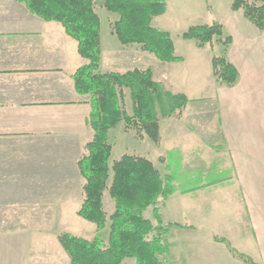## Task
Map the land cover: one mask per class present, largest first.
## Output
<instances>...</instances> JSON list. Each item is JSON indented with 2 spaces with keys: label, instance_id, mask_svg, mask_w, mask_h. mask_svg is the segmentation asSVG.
Returning a JSON list of instances; mask_svg holds the SVG:
<instances>
[{
  "label": "crops",
  "instance_id": "crops-1",
  "mask_svg": "<svg viewBox=\"0 0 264 264\" xmlns=\"http://www.w3.org/2000/svg\"><path fill=\"white\" fill-rule=\"evenodd\" d=\"M167 4L165 14L173 3ZM230 35L227 57L238 70L236 84L198 78L179 90L190 102L181 115L159 120L156 146H165L155 158L159 165L145 156L174 187L160 209L162 220L191 226L169 228L167 264H245L214 236L264 264V31L235 29ZM112 36L110 30L106 41L118 48L125 71L152 67L155 76L156 68L166 72L186 62L183 56L165 66H136L134 60L147 55L135 44L116 45ZM100 45L101 64V21ZM86 62L59 23L16 0H0V264H69L53 238L69 231L83 201L77 162L93 131L86 124L90 105L71 74ZM212 117L216 125L210 128ZM113 132L122 141L144 137L120 123L108 131L112 152ZM215 160L229 174L216 180L197 175Z\"/></svg>",
  "mask_w": 264,
  "mask_h": 264
},
{
  "label": "trees",
  "instance_id": "trees-1",
  "mask_svg": "<svg viewBox=\"0 0 264 264\" xmlns=\"http://www.w3.org/2000/svg\"><path fill=\"white\" fill-rule=\"evenodd\" d=\"M16 1L46 22L59 23L76 41L78 54L87 61L71 74L76 92L85 96L83 102L90 105L86 124L93 131L92 140L77 162L84 179L83 201L77 215L93 223L96 234L90 240L69 232L57 235L69 264H123L129 258L134 259V264H167L163 256L168 252L169 228L191 227L165 223L161 218L160 209L174 191L172 182L163 178L145 156L123 154L111 162L108 131L124 123L126 129L138 136L146 135L158 144L159 120L181 115L190 99L156 80L152 67L124 72L100 69V17L96 0ZM101 6L118 15L111 23V31L120 44L138 45L141 51L163 63L183 61V56L175 53L170 32L153 25V20L166 12L167 0H102ZM230 8L264 31V0H232ZM222 35L223 25L213 22L192 25L180 37L194 41L198 48L217 38L222 50L220 55L212 56V74L219 85L233 87L239 73L227 57L232 37L221 39ZM105 192L113 201L110 212L104 208ZM106 228L104 239L102 232ZM214 239L224 243L245 264H259L234 249L226 239L217 236Z\"/></svg>",
  "mask_w": 264,
  "mask_h": 264
},
{
  "label": "rangeland",
  "instance_id": "rangeland-1",
  "mask_svg": "<svg viewBox=\"0 0 264 264\" xmlns=\"http://www.w3.org/2000/svg\"><path fill=\"white\" fill-rule=\"evenodd\" d=\"M172 6L167 14L158 16L154 21L153 25L166 29L170 32L174 41L175 53L177 55L184 56L186 62L181 64L182 66H174L172 69L164 72L159 68H156L155 79L161 81L167 89L172 92H178L179 90L186 88L190 84H196L197 79H214L210 59L211 56L221 54V44L217 42V38L213 40L211 44L205 46L204 49L199 50L195 42L192 40H185L180 37V34L192 25L199 24H212L213 22H219L223 25V37L228 36L235 29L249 28L250 30H258L252 25L247 19H245L241 12L232 11L230 8L232 0H171ZM96 12L98 13L101 21V31L104 36V50L101 58V70H117L124 72L127 65L123 66L117 62V59L121 56L120 52H117L115 45H109L106 41V37L110 35L111 23L118 18L116 13L107 11L101 6L102 0H96ZM183 12L184 14L180 16ZM176 16L180 18H176ZM111 37V36H110ZM116 45H121L116 36H112ZM198 51V52H197ZM143 52V51H142ZM141 52V53H142ZM147 55L146 59H136L134 64L136 66L147 64L159 63L160 66L167 64L160 62L154 55L144 52ZM117 62V64H116ZM206 106L212 108L213 105L206 100ZM129 103V102H128ZM204 104H201L203 106ZM216 117L210 119V128L216 125ZM208 122V121H207ZM133 131V130H131ZM164 134V131H163ZM122 137L113 132L110 136V142L114 144V150L112 152L111 160L118 158L121 154V150H127L129 153H136L141 156H149L159 165L157 160L158 154L163 152V145L156 146L149 137L144 135L142 138H128L126 137L123 141ZM162 147V148H161ZM218 160V159H217ZM215 160L212 163H207L202 169H199L198 176L203 175L206 180H216V178L229 174L230 168L220 167L218 161ZM175 166L173 167L176 175L180 174V169L177 167V156L173 160ZM202 171V173H200ZM111 198L107 192L104 193V208L108 212L112 209ZM59 228V227H57ZM62 228V227H60ZM69 233L84 238L92 239L96 234V227L93 223L88 222L78 215L74 216V221L68 227ZM58 235L59 231H57ZM54 234V233H53ZM54 234V242L60 247L59 242ZM48 236H51L50 234ZM104 239H107V228L102 232ZM63 251V249L60 247ZM64 252V251H63ZM66 257V254L64 252ZM134 259L129 258L124 264H134Z\"/></svg>",
  "mask_w": 264,
  "mask_h": 264
}]
</instances>
